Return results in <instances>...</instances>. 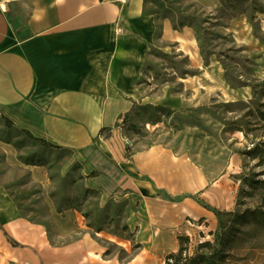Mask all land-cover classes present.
Masks as SVG:
<instances>
[{"label":"crops","instance_id":"crops-1","mask_svg":"<svg viewBox=\"0 0 264 264\" xmlns=\"http://www.w3.org/2000/svg\"><path fill=\"white\" fill-rule=\"evenodd\" d=\"M205 4L210 7L213 0ZM191 39L147 13L145 0H0L1 115L72 152L75 161L97 172L89 177L90 186L139 203L128 221L138 248L120 261L105 256L106 246L80 211H56L53 238L22 217L0 181L2 263L19 264V252L25 251L39 264H164L179 252L181 237L192 240L216 227V211L235 210L234 157L208 106L210 82L182 80L192 86L191 96L164 87L158 99L141 83L157 41L190 47L196 56ZM196 84L203 87L200 94ZM138 103L173 111L165 129L154 127L158 139L147 146L132 138L126 143L119 126ZM6 145L0 146L5 164L19 163L20 153ZM29 173L45 182V167L32 166ZM5 233L24 247H14Z\"/></svg>","mask_w":264,"mask_h":264},{"label":"rangeland","instance_id":"rangeland-1","mask_svg":"<svg viewBox=\"0 0 264 264\" xmlns=\"http://www.w3.org/2000/svg\"><path fill=\"white\" fill-rule=\"evenodd\" d=\"M225 4L221 0H213L210 7L205 0H145L147 13L189 33L197 54L169 40L157 41L141 83L150 98L158 99L164 87L173 94L191 96L192 86L186 88L182 80L200 84L203 78L208 80L206 89L212 93L209 109L223 127L234 157L235 210L222 215L215 228L185 241L183 258L202 253L210 256L222 249L224 259L216 256L211 263L264 264V0H232L228 4L235 5V10H228ZM194 88L200 94L198 88L203 87L196 84ZM148 105L138 103L126 117V143L132 138L147 146L158 139L155 126L160 125L158 131L165 129V111ZM6 144L20 153V162L5 164L0 154V181L14 196L23 218L45 227L55 238L53 214L76 209L89 231L101 238L108 257L125 261L137 250L128 224L137 200L126 199L110 188L90 186L89 177L97 172L75 161L72 152L15 127L0 112V146ZM32 166L45 167L43 184L32 179ZM28 232L19 233L26 237ZM205 242L211 247H201ZM19 257V264H39L31 252L20 251Z\"/></svg>","mask_w":264,"mask_h":264},{"label":"trees","instance_id":"trees-1","mask_svg":"<svg viewBox=\"0 0 264 264\" xmlns=\"http://www.w3.org/2000/svg\"><path fill=\"white\" fill-rule=\"evenodd\" d=\"M225 2H227V4H225ZM230 2H232V0H221V3L224 5L225 4V7L229 10V9H231V10H235L234 8H236V6L235 5H232V4H228V3H230ZM149 107H154L156 110H159V111H165V113L166 112H168L167 114H165L164 112H163V115L164 116H167V118H169L170 116H171V114L173 113V111L171 110V109H169V108H167V107H163V106H153V105H148ZM135 109V108H134ZM133 109V110H134ZM133 112V111H132ZM131 112V113H132ZM131 113H129V114H131ZM129 114H127L125 117H123L122 119H121V123L119 124V126L123 129V134H124V136H126L127 137V135H126V130H125V126L124 125H126L125 123H126V117L129 115ZM166 118V119H167ZM10 122V121H9ZM157 123L159 122V121H156ZM130 152H131V148L128 146L127 147V149H126V155L127 156H129L130 155ZM232 212H221V211H216V215H217V218L219 219V220H221V216L222 215H228V214H231ZM0 229L1 230H3V228H2V226L0 225ZM5 235L7 236V238H8V241L14 246V247H24L23 245H21V244H19V243H17L15 240H13L11 237H9L8 235H7V233H5ZM189 240V238L188 237H181L180 238V241H181V248H180V250H179V252L178 253H176V254H171V255H169V256H167V258H166V260L168 261V260H172L173 261V263L172 264H216L215 262L214 263H211V258H213V257H216L217 256V258H220L221 260H223L224 259V257H225V253H224V251L221 249V250H217V251H215L214 253H212L210 256L209 255H206L205 253H202V254H198L196 257H194V258H191V259H187V258H183V251H184V247H183V243L185 242V241H188ZM201 247H205V248H208V247H211V243H209V242H205V243H202V245H201ZM110 253H109V250H107L106 252H105V256H108ZM174 260H175V262H174ZM182 261H184L183 263H182ZM167 264H169L168 262H167Z\"/></svg>","mask_w":264,"mask_h":264},{"label":"built area","instance_id":"built-area-1","mask_svg":"<svg viewBox=\"0 0 264 264\" xmlns=\"http://www.w3.org/2000/svg\"><path fill=\"white\" fill-rule=\"evenodd\" d=\"M115 1H118V2H121V3H124V2H126L127 0H115ZM167 262L169 263V264H172L173 263V261L172 260H166L165 259V264H167Z\"/></svg>","mask_w":264,"mask_h":264}]
</instances>
